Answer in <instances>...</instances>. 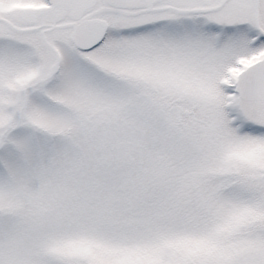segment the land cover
Listing matches in <instances>:
<instances>
[{
    "label": "snow or ice",
    "instance_id": "obj_1",
    "mask_svg": "<svg viewBox=\"0 0 264 264\" xmlns=\"http://www.w3.org/2000/svg\"><path fill=\"white\" fill-rule=\"evenodd\" d=\"M0 264H264V0H0Z\"/></svg>",
    "mask_w": 264,
    "mask_h": 264
}]
</instances>
